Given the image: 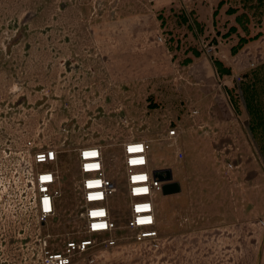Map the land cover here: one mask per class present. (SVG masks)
I'll use <instances>...</instances> for the list:
<instances>
[{"label": "rangeland", "instance_id": "1", "mask_svg": "<svg viewBox=\"0 0 264 264\" xmlns=\"http://www.w3.org/2000/svg\"><path fill=\"white\" fill-rule=\"evenodd\" d=\"M132 139L176 185L143 242L127 227ZM29 142L59 151L45 221ZM95 144L118 186L117 245L96 235L94 261L75 264H264V0H0V264L87 235L78 151Z\"/></svg>", "mask_w": 264, "mask_h": 264}, {"label": "built area", "instance_id": "2", "mask_svg": "<svg viewBox=\"0 0 264 264\" xmlns=\"http://www.w3.org/2000/svg\"><path fill=\"white\" fill-rule=\"evenodd\" d=\"M177 134L176 128L169 130L170 138ZM29 144L34 150L30 153L32 161L29 163L28 173L36 192L35 206L38 216L45 221L54 216L62 204L63 191L58 186L59 169L49 167L58 162L59 151L53 146L37 147L34 142ZM122 158L126 188L130 197L127 227L135 231L134 239L137 242L159 238L156 199L164 193V185L169 180H164L162 176L168 171L153 166L152 144L148 140L126 141ZM78 162L81 173L80 217L83 219L87 235L67 240L59 250L48 249L45 239L40 264H75L76 257L83 254H90L86 259L93 262L94 257L91 254L95 255L94 251L98 246L95 236L100 234L108 235L103 240L107 247L117 245L115 232L119 226L112 216L111 209L118 186L116 181L107 175L103 147L98 144L80 147Z\"/></svg>", "mask_w": 264, "mask_h": 264}, {"label": "crops", "instance_id": "3", "mask_svg": "<svg viewBox=\"0 0 264 264\" xmlns=\"http://www.w3.org/2000/svg\"><path fill=\"white\" fill-rule=\"evenodd\" d=\"M164 176V175H163ZM168 186H173V183H171V182H168V183H166ZM175 190V187H173L172 189H170V190H167L166 189V191L164 190V193L163 194H168V193H170V192H172V191H174Z\"/></svg>", "mask_w": 264, "mask_h": 264}, {"label": "water", "instance_id": "4", "mask_svg": "<svg viewBox=\"0 0 264 264\" xmlns=\"http://www.w3.org/2000/svg\"><path fill=\"white\" fill-rule=\"evenodd\" d=\"M162 177H163L164 180H169V179H170V177H167V176H162ZM167 187H168V185L165 184V185H164V190H165V191H166Z\"/></svg>", "mask_w": 264, "mask_h": 264}, {"label": "bare ground", "instance_id": "5", "mask_svg": "<svg viewBox=\"0 0 264 264\" xmlns=\"http://www.w3.org/2000/svg\"><path fill=\"white\" fill-rule=\"evenodd\" d=\"M172 188H173V186H172V187H171V186H168V187H167V190H170V189H172Z\"/></svg>", "mask_w": 264, "mask_h": 264}, {"label": "snow or ice", "instance_id": "6", "mask_svg": "<svg viewBox=\"0 0 264 264\" xmlns=\"http://www.w3.org/2000/svg\"><path fill=\"white\" fill-rule=\"evenodd\" d=\"M133 163H136V161H133Z\"/></svg>", "mask_w": 264, "mask_h": 264}, {"label": "flooded vegetation", "instance_id": "7", "mask_svg": "<svg viewBox=\"0 0 264 264\" xmlns=\"http://www.w3.org/2000/svg\"><path fill=\"white\" fill-rule=\"evenodd\" d=\"M173 186H176L175 184H173Z\"/></svg>", "mask_w": 264, "mask_h": 264}, {"label": "trees", "instance_id": "8", "mask_svg": "<svg viewBox=\"0 0 264 264\" xmlns=\"http://www.w3.org/2000/svg\"><path fill=\"white\" fill-rule=\"evenodd\" d=\"M173 187H175V186H173Z\"/></svg>", "mask_w": 264, "mask_h": 264}]
</instances>
